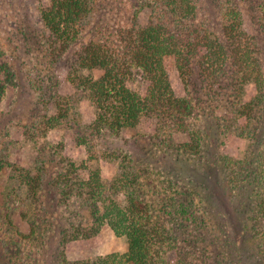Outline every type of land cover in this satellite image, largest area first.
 Returning a JSON list of instances; mask_svg holds the SVG:
<instances>
[{
  "label": "rangeland",
  "instance_id": "rangeland-1",
  "mask_svg": "<svg viewBox=\"0 0 264 264\" xmlns=\"http://www.w3.org/2000/svg\"><path fill=\"white\" fill-rule=\"evenodd\" d=\"M112 1L120 21L130 23L136 10L135 0ZM49 2L0 0V61L8 62L15 71L14 83L0 100V162L3 163L0 169V264H58L61 249L70 261L97 264L107 254L126 251L127 239L117 236L108 224L93 235L84 233L62 244L66 230L63 231L62 225L70 209L60 202L58 192L51 186V181L62 170L64 156L76 163L84 178L88 179L91 170L100 169L104 182L109 185L119 168L120 158L126 153L140 164L150 165L164 185L173 186L176 191L169 194L178 196L176 201L194 199V206L200 202L205 207L203 211L207 210L206 238L197 243L203 252L182 262L174 251H169L155 264H264L253 212L258 201L254 174L259 171L264 156V88L259 90L255 82L247 83L242 96L236 98L230 71L223 76L217 93L207 87L206 81L193 83L191 93L199 102L196 116L188 124L192 129L201 128L204 133L201 155L185 150L184 144L193 141L191 131L171 126L160 130L162 124L157 117L147 116L137 126L125 128L119 134L92 132L90 125L95 118V108L67 77L79 45L70 48L59 62H53L49 56L48 31L40 17V7ZM197 2L196 25L221 36L220 0ZM261 2L239 0L244 26L255 36L259 47L264 79V36L259 23ZM166 17L174 25L175 19ZM159 18V11L149 5L139 9L142 24ZM92 72L96 76L103 73L97 68ZM169 76L175 93L185 95L188 90L179 69L173 67ZM195 79L199 80L197 74ZM128 85L140 93L146 90V80L141 73L130 77ZM57 95L71 99L65 102L62 121L52 126L48 117L57 111L54 99ZM251 101L257 104L255 116L259 114L258 117L251 121L246 116L238 119V105ZM223 156L251 160L252 176L242 181L247 187L239 194L231 193L227 186ZM41 158L46 163V185L35 202L22 176L29 171L35 175ZM106 194L112 196L109 190ZM120 201L123 202L122 198ZM247 201L249 206L245 204ZM242 206V210L249 208V212L240 216L238 209ZM84 214L82 225L89 228L94 222L93 216ZM46 219L50 221L42 224ZM262 223L259 221V225Z\"/></svg>",
  "mask_w": 264,
  "mask_h": 264
},
{
  "label": "trees",
  "instance_id": "trees-1",
  "mask_svg": "<svg viewBox=\"0 0 264 264\" xmlns=\"http://www.w3.org/2000/svg\"><path fill=\"white\" fill-rule=\"evenodd\" d=\"M113 2L50 0L40 7L53 62H59L70 48L79 45L67 77L95 108V118L90 125L92 132L119 134L125 128L137 126L147 116L157 117L162 124L160 130L171 126L191 131L193 141L184 144L185 150L201 155L204 133L201 128L192 129L188 124L196 116L199 102L191 93L193 83L206 81L207 87L217 93L223 76L230 71L236 98L242 96L247 83L255 82L259 90L264 88L259 47L255 36L244 26L239 0H220L221 36L196 25L197 0H135L136 10L128 24L120 21ZM146 5L159 11V20L148 24L139 21V9ZM166 16L175 19L174 25ZM259 23L264 36V0L260 4ZM173 67L181 73L188 90L185 95H177L172 87L169 72ZM96 68L103 73L96 76L92 72ZM85 69L90 72L84 73ZM14 72L8 62L0 61V100L14 83ZM135 73H141L146 80L144 93L128 85V79ZM195 74L199 80L195 79ZM54 99L57 111L48 117L52 126L62 121V110L71 97L57 95ZM256 107L254 101L239 104L238 119L257 118ZM41 122L44 127L45 121ZM63 158L62 170L51 181L60 202L70 209L62 225L63 231L66 229L62 244L84 233L93 235L108 224L117 236L127 239L128 248L101 257L97 264H155L169 251H174L178 259L185 262L203 252L197 243L206 238L204 205L198 202L196 207L193 205L196 200L190 198H185V202L176 201L178 196L169 194L176 190L164 185L150 165L140 164L129 153L118 156L119 168L108 185L100 169L91 170L87 179L82 177L74 161ZM260 161L259 171L253 177L258 189L253 212L255 234L261 239L259 253L264 257V156ZM223 162L228 173L227 186L231 193L239 194L247 187L242 181L252 176L251 160L223 156ZM45 165L41 158L35 175L29 171L22 176L35 202L46 185ZM108 190L112 196L106 194ZM245 204L250 205L248 201ZM242 209L243 206L238 209L240 216L249 212V208ZM84 212L94 219L89 228L81 222L86 217ZM49 221L46 219L42 224ZM259 221L263 223L259 225ZM54 224L52 220L51 225ZM64 252L61 249L58 264L81 263L70 261Z\"/></svg>",
  "mask_w": 264,
  "mask_h": 264
}]
</instances>
